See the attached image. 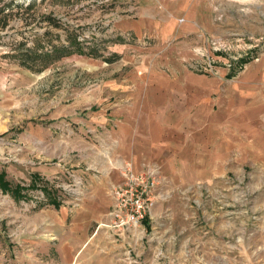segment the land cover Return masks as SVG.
Here are the masks:
<instances>
[{
    "label": "rangeland",
    "instance_id": "1",
    "mask_svg": "<svg viewBox=\"0 0 264 264\" xmlns=\"http://www.w3.org/2000/svg\"><path fill=\"white\" fill-rule=\"evenodd\" d=\"M2 1L13 2L15 19L29 3L54 12L61 27L32 32L66 45L73 29L99 57L72 54L35 73L0 47V172L25 189L21 199L0 191V264H264V129L247 147L234 140L232 160L214 177L185 183L156 170L139 228H111L109 210L75 225L76 209L88 204L85 159L94 147L109 150L115 98L138 79L232 84L264 62V0ZM19 24L11 21L3 41L18 39Z\"/></svg>",
    "mask_w": 264,
    "mask_h": 264
},
{
    "label": "crops",
    "instance_id": "2",
    "mask_svg": "<svg viewBox=\"0 0 264 264\" xmlns=\"http://www.w3.org/2000/svg\"><path fill=\"white\" fill-rule=\"evenodd\" d=\"M180 79L160 78L151 86L138 79L134 89L119 94L122 101L115 98L108 111L109 150L92 147L88 155L94 157L85 159L88 204L76 209L77 230L83 220L90 226L110 210V188L122 181L124 168L152 167L185 183L214 177L232 160L234 140L247 147L252 134L264 129V62L232 84Z\"/></svg>",
    "mask_w": 264,
    "mask_h": 264
},
{
    "label": "trees",
    "instance_id": "3",
    "mask_svg": "<svg viewBox=\"0 0 264 264\" xmlns=\"http://www.w3.org/2000/svg\"><path fill=\"white\" fill-rule=\"evenodd\" d=\"M67 1L70 2L71 0ZM12 4L13 2L11 1L3 3V1L0 0V34L5 30L14 27L11 25V21H18L20 23L18 39L8 37L7 41H3L2 36L0 35V47L6 49L7 52L4 56L10 61L12 60L16 62L22 68L39 73L42 69L52 65L53 62L72 54L81 56L86 55L93 59L99 57V54L94 50L88 48L85 50V48H82V45L78 43L76 39V34H74L73 29L66 34V45L54 43L53 39H48L47 35H49V31H44L42 34L32 32L35 27H40L41 23L50 28L61 27L62 23H60L57 16L54 15V12H32L33 4L29 3L23 8L26 12V16H18L16 17L17 19H15L14 14L8 9ZM22 5H17V7L22 8ZM29 43H31V45ZM37 184L35 177H32L29 186L35 188ZM40 189L43 191V195L47 197L48 204L52 205L55 209H58L60 203L57 202L54 192L45 187ZM0 191L4 194H9L16 199H21L24 198L22 192H24L25 189L19 184H15L11 187L9 181L6 179V175L1 171Z\"/></svg>",
    "mask_w": 264,
    "mask_h": 264
},
{
    "label": "built area",
    "instance_id": "4",
    "mask_svg": "<svg viewBox=\"0 0 264 264\" xmlns=\"http://www.w3.org/2000/svg\"><path fill=\"white\" fill-rule=\"evenodd\" d=\"M120 172L122 181L110 188L109 226L117 231L130 232L139 228L148 217L158 176L156 170L149 167L137 172L124 168Z\"/></svg>",
    "mask_w": 264,
    "mask_h": 264
}]
</instances>
